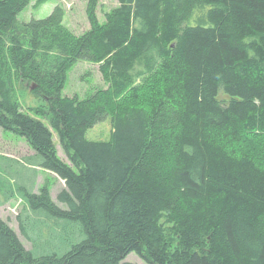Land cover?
<instances>
[{"label": "trees", "instance_id": "obj_1", "mask_svg": "<svg viewBox=\"0 0 264 264\" xmlns=\"http://www.w3.org/2000/svg\"><path fill=\"white\" fill-rule=\"evenodd\" d=\"M31 1L47 0H0V127L64 180L66 208L18 186L16 219L25 232L41 209L85 237L35 256L0 217V264H264V0H117L103 21L85 0L79 34L59 4L18 20ZM79 60L107 87L62 95ZM20 84L40 102L24 106ZM105 117L109 139L89 140Z\"/></svg>", "mask_w": 264, "mask_h": 264}, {"label": "rangeland", "instance_id": "obj_2", "mask_svg": "<svg viewBox=\"0 0 264 264\" xmlns=\"http://www.w3.org/2000/svg\"><path fill=\"white\" fill-rule=\"evenodd\" d=\"M34 4V1H31L17 14V19L26 22L31 18H44L51 13L55 5L59 4L65 10L64 24L71 31L79 34L89 28L85 0H47L36 7ZM116 5L117 0H99L97 9L99 20H105V13ZM188 22L194 24L195 21L191 17ZM30 86L17 85L16 92L24 106L26 104L35 105L40 102V99L30 92ZM106 87L107 83L103 81L98 65L90 61L79 60L67 72V80L62 95H77L79 98H85L98 91L99 88ZM218 96L220 99L226 98L222 91L219 92ZM110 130V117H105L86 130V137L89 140H108ZM54 142L58 156L69 163L56 133H54ZM33 153L34 150L22 136L0 127V185L4 184L0 186V191L6 190V193L2 192L0 195V217L6 220L16 231L26 249L31 248L33 255L42 256L41 251L57 249L60 246L65 248L68 243L67 238H70V241H74L76 237L81 240L85 235L81 231L82 225L79 222L66 223V232L61 227H56L59 231L54 232L49 227L50 225L54 226L53 218L49 219L50 214L41 209H37L33 213L23 212L21 221L25 232H21L16 214L22 210L23 200L18 196L9 200L2 198L9 191L17 192L18 186H24L30 191L38 192L40 187L45 185L52 200L60 207L66 208L56 198L59 190L65 185L64 180L51 171L36 167L39 158L38 156H30ZM138 257L134 252H131L125 260L146 264Z\"/></svg>", "mask_w": 264, "mask_h": 264}, {"label": "crops", "instance_id": "obj_3", "mask_svg": "<svg viewBox=\"0 0 264 264\" xmlns=\"http://www.w3.org/2000/svg\"><path fill=\"white\" fill-rule=\"evenodd\" d=\"M2 185H4V184H2ZM2 185H0V186H2ZM6 191V190H5ZM4 190H2V191H0V195H1V193L3 192V193H6ZM15 196H18L19 197V194H18V192H13V191H9V193L8 194H5V195H3V197L2 198H4L5 200H9V199H11V198H14ZM9 197H11V198H9ZM54 201V200H53ZM136 255V254H135ZM139 258V257H138ZM123 262H131V263H134V264H140V263H136V262H134V261H127V260H123Z\"/></svg>", "mask_w": 264, "mask_h": 264}, {"label": "water", "instance_id": "obj_4", "mask_svg": "<svg viewBox=\"0 0 264 264\" xmlns=\"http://www.w3.org/2000/svg\"><path fill=\"white\" fill-rule=\"evenodd\" d=\"M34 87H35V84H32V85L30 86L31 89L34 88Z\"/></svg>", "mask_w": 264, "mask_h": 264}]
</instances>
